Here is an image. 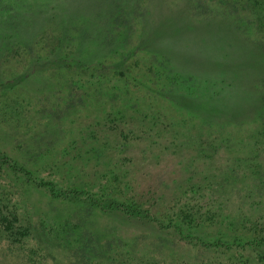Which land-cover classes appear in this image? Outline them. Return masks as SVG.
Returning <instances> with one entry per match:
<instances>
[{
  "label": "rangeland",
  "instance_id": "1",
  "mask_svg": "<svg viewBox=\"0 0 264 264\" xmlns=\"http://www.w3.org/2000/svg\"><path fill=\"white\" fill-rule=\"evenodd\" d=\"M174 1L177 3L169 5V10L150 12V24L147 21L144 29L146 48L167 54L179 71L190 74L197 82L205 71L219 70L221 76H238V84L233 93V89L223 87L224 94L225 90L232 93L224 98L216 97L213 86L201 89L196 82L191 93L201 97L206 92L212 103L202 107L206 116L194 117L196 124L187 132L185 124L193 113L158 95L160 79L153 72L141 76L156 57L136 52L128 60L130 71L142 81L138 86L146 93L147 105L141 110L146 116H140L141 121L151 123L145 117L156 112L163 123L174 121L179 127H172L169 135L153 133L148 137L164 140L151 150L138 144L133 152L140 162L131 168V174L136 175L140 189L156 190L153 196L159 195L154 204L157 208L171 204L187 190H196L217 196L220 208L236 227L259 212L257 219L263 221L264 183L260 180L264 178V0ZM181 13L204 21L193 23ZM220 30L226 36L221 40ZM38 45L33 51L44 52L49 41ZM237 46H241V52ZM29 59L15 51L1 56L0 81L20 74ZM110 60L116 58L103 62L108 65ZM132 61L137 62L136 66L130 64ZM256 67L259 79L243 87V98H250L249 107L244 105L243 110L241 78L250 83L247 78L253 73L246 75V71ZM123 68L103 67L91 75L64 65L36 70L23 79L14 78L11 88L1 84L0 151L33 168L37 175L47 176L41 173L45 168L42 165L72 140L75 128L85 124L79 111L97 113L112 106L128 112L135 107L131 101L127 105L120 102L121 85L113 87L114 78L122 80L130 72ZM181 80V76L176 79V89L189 93ZM182 103L196 102L183 98ZM97 140L105 139L98 134ZM133 152H126V156ZM207 229L211 233L227 230L217 223ZM256 258L248 250L202 248L146 223L52 198L0 169V264H262Z\"/></svg>",
  "mask_w": 264,
  "mask_h": 264
},
{
  "label": "trees",
  "instance_id": "2",
  "mask_svg": "<svg viewBox=\"0 0 264 264\" xmlns=\"http://www.w3.org/2000/svg\"><path fill=\"white\" fill-rule=\"evenodd\" d=\"M171 1L169 4L162 3L161 0H0V57L15 51L30 58L20 74L9 79L10 81H0V85L11 88L15 83L14 78L23 79L36 70L64 65L82 69L91 75H95L93 71L103 67L116 69L124 66V70L130 71L128 59L141 51L150 58L156 57L153 63L142 70L141 76L153 72L162 83L158 95L173 106L184 105L181 106L193 113L185 124L188 132L196 124L194 117L206 116L202 107L205 108L212 102L206 92L205 95L199 92L201 97L196 92L191 93L197 81L190 74L179 71L167 54L154 52L146 48L145 43L144 29L151 18L150 12L157 9L161 11L163 8L169 10V5L177 3ZM185 17L189 16L186 14ZM190 19L193 23L204 21L200 18ZM223 32L220 30V40L221 36L226 37ZM44 40L49 41L48 48L44 52H34V46ZM237 49L241 52V46H237ZM242 51L247 53L244 48ZM252 53L261 65L257 51ZM115 58L116 61L110 60L108 65L103 62ZM130 64L136 66L137 62L132 61ZM245 67H248L247 61ZM257 68L246 71V75L253 73L250 75L252 80L247 78L250 83H245L246 80L241 78L243 107H249L250 98H243L244 88L250 87L259 79L256 76ZM212 71H205L199 78L196 77L200 88L213 86L212 91L215 90L216 97L226 98L228 95L225 94L232 96L238 84V76H221V71ZM119 73L122 76V72ZM111 74L114 75V70ZM179 76L182 77L180 82L187 85L189 93L176 89L175 81H178ZM206 81L208 85L205 84ZM113 82V87H123L120 102L127 105L131 101L134 104L135 107L129 113L112 106L97 113L91 110L79 111L85 124L75 128L76 134L72 140L63 145L55 155L48 157L49 162L42 165L45 168L41 173L45 172L47 176L37 175L33 168L2 151L0 169L16 176L24 184L47 192L52 198L83 203L130 221H140L172 233L180 241L202 248L252 251L256 259L264 264V220L257 219L260 212L256 217L240 221L242 225L236 227L234 221L227 219L220 208L222 204L217 196L196 190L185 191L169 205L160 208L154 206L155 200L159 199V195L153 196L156 190L140 189L136 175L133 172L131 174V168L140 162L133 151L138 148V144L146 145L145 148L150 150L158 147L164 140H152L148 137H152L153 133L169 135L173 132L172 127L177 129L179 126L174 121L163 123L156 112L145 117L151 123L141 121L140 116H146L141 113L146 103V93L138 86L142 85V81L136 74L130 71L122 80L114 78ZM216 84H219L217 88ZM223 87L233 89L232 93L225 90L227 93L224 94ZM125 93L131 95L126 96ZM183 98H191L196 103H182ZM98 134L104 136V142L97 140ZM128 151L133 153L126 156ZM100 157L103 160H99ZM260 182L264 183V178ZM211 223L220 224L227 230L218 229L217 233H211L207 229Z\"/></svg>",
  "mask_w": 264,
  "mask_h": 264
}]
</instances>
